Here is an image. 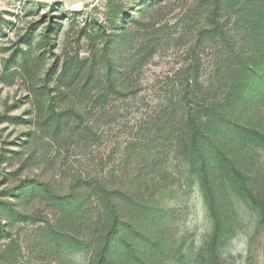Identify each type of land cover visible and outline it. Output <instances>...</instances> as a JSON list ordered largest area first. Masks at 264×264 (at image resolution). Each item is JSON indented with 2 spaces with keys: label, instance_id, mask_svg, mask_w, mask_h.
Segmentation results:
<instances>
[{
  "label": "rangeland",
  "instance_id": "1",
  "mask_svg": "<svg viewBox=\"0 0 264 264\" xmlns=\"http://www.w3.org/2000/svg\"><path fill=\"white\" fill-rule=\"evenodd\" d=\"M212 3L0 0V264H264V0Z\"/></svg>",
  "mask_w": 264,
  "mask_h": 264
},
{
  "label": "trees",
  "instance_id": "2",
  "mask_svg": "<svg viewBox=\"0 0 264 264\" xmlns=\"http://www.w3.org/2000/svg\"><path fill=\"white\" fill-rule=\"evenodd\" d=\"M222 3V0H213V3H212V8L214 9L215 7L217 8V7H219L220 6V4ZM213 9H212V11H213ZM183 100H185V97L182 99V101ZM193 100L194 101H197V98L194 96L193 97ZM192 142V145H193V148H196L195 146H196V140H191ZM202 164H204V163H202ZM202 170H201V172H203V169H205V165H202ZM241 187H242V190H243V192L245 193V195H246V197H247V199L248 200H253V195H252V193L250 192V190L246 187V185L245 184H241Z\"/></svg>",
  "mask_w": 264,
  "mask_h": 264
},
{
  "label": "water",
  "instance_id": "3",
  "mask_svg": "<svg viewBox=\"0 0 264 264\" xmlns=\"http://www.w3.org/2000/svg\"><path fill=\"white\" fill-rule=\"evenodd\" d=\"M54 3H58L60 5L64 4L68 9L80 7L81 11L91 0H51Z\"/></svg>",
  "mask_w": 264,
  "mask_h": 264
},
{
  "label": "bare ground",
  "instance_id": "4",
  "mask_svg": "<svg viewBox=\"0 0 264 264\" xmlns=\"http://www.w3.org/2000/svg\"><path fill=\"white\" fill-rule=\"evenodd\" d=\"M46 1L49 2V1H51V0H46ZM71 10H72V11H78V10H80V7L71 8Z\"/></svg>",
  "mask_w": 264,
  "mask_h": 264
}]
</instances>
